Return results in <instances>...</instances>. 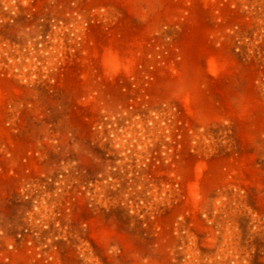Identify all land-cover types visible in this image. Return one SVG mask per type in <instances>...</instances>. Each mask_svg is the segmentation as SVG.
Here are the masks:
<instances>
[{
	"label": "rangeland",
	"instance_id": "374dc122",
	"mask_svg": "<svg viewBox=\"0 0 264 264\" xmlns=\"http://www.w3.org/2000/svg\"><path fill=\"white\" fill-rule=\"evenodd\" d=\"M0 264H264V0H0Z\"/></svg>",
	"mask_w": 264,
	"mask_h": 264
}]
</instances>
